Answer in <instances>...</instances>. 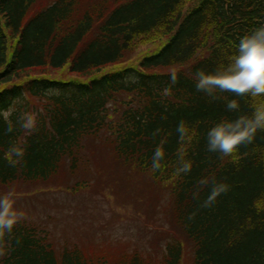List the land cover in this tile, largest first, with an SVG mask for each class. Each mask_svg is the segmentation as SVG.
<instances>
[{
    "label": "trees",
    "instance_id": "1",
    "mask_svg": "<svg viewBox=\"0 0 264 264\" xmlns=\"http://www.w3.org/2000/svg\"><path fill=\"white\" fill-rule=\"evenodd\" d=\"M42 1L0 0V113L11 110L12 124L8 131L0 115V196L17 194L12 189L20 185L38 184L39 193L52 185L45 184L60 187L64 169L67 177L78 175L88 153L100 149L98 159L105 150L164 187L172 229L157 254L138 248L108 254L69 237L58 246L49 219H25L0 240V264H264V131L232 157L209 152L208 130L250 115L252 101L219 91L212 99L194 79L198 70L227 64L240 39L264 26V0H49L41 7ZM164 38L158 51L131 64L142 42ZM51 70L71 78H51ZM173 70L178 82L164 96ZM230 100L238 111L227 110ZM25 112L37 117L31 134L20 127ZM181 121L195 134L183 145L192 170L177 175ZM162 141L165 157L153 172ZM14 145L25 155L12 166L5 153ZM92 178L66 191L84 194ZM202 179L209 185L200 186ZM211 182L229 190L203 207Z\"/></svg>",
    "mask_w": 264,
    "mask_h": 264
},
{
    "label": "rangeland",
    "instance_id": "2",
    "mask_svg": "<svg viewBox=\"0 0 264 264\" xmlns=\"http://www.w3.org/2000/svg\"><path fill=\"white\" fill-rule=\"evenodd\" d=\"M48 2L43 0L38 5L42 7ZM167 40L142 42L131 64L158 51ZM48 75L57 79L71 78L67 70H51ZM88 155L89 163L78 175L67 177V169H64L63 177L56 180L62 183L60 187L54 183L45 184L52 185L46 192L39 193L35 192L38 184L14 186L12 190L18 196L15 198L17 208L26 214L27 219H49L58 246H64L69 237L88 251L106 250L110 254L122 248H138L157 254L165 242L162 240L169 234L166 231L172 229L168 223L170 205L164 187L157 185L149 173L132 172L119 165L105 150L102 159H98L100 149L98 152L93 149ZM128 171L133 174L127 176ZM88 177L92 178L93 184L86 193L73 196L66 191L69 183L71 186ZM22 196H30L26 197L28 202L23 201L25 197Z\"/></svg>",
    "mask_w": 264,
    "mask_h": 264
},
{
    "label": "clouds",
    "instance_id": "3",
    "mask_svg": "<svg viewBox=\"0 0 264 264\" xmlns=\"http://www.w3.org/2000/svg\"><path fill=\"white\" fill-rule=\"evenodd\" d=\"M136 82V78H131ZM195 87L197 91L204 92L212 99H217L216 93L231 92L238 97H249L250 115H240L234 120H222L215 124L207 132V150L219 153L220 157H232L242 146L252 144L257 133L264 131V26L255 29L251 34L240 39L236 53L228 57L227 64H221L213 73L198 70L195 73ZM178 82L177 74L173 70L169 75V83L163 89V95L171 94L172 87ZM228 111H238L240 108L237 100H230L226 104ZM8 123V131H12L9 120L11 110L0 113ZM20 127L27 134L36 130L37 117L34 113H22L19 118ZM178 142L182 146L178 150L179 167L176 174H187L192 170V162L185 159L183 145L191 141L195 134L184 121L176 128ZM163 141L154 150L151 158V168L155 172L162 167L165 157ZM25 155L23 146L14 145L6 153L5 159L9 164L15 166ZM16 157L17 159H14ZM210 181L202 179L198 182L200 186H208ZM212 187L204 201L203 207H211L221 194L229 190L226 183L211 182ZM199 197V191L193 194V198ZM27 219L26 214L16 206L15 194L5 193L0 196V240L6 234H11L18 223Z\"/></svg>",
    "mask_w": 264,
    "mask_h": 264
}]
</instances>
